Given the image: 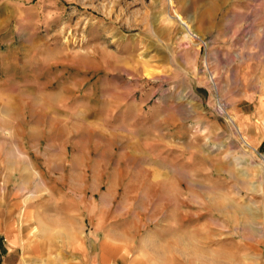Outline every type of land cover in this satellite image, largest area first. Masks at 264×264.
Returning <instances> with one entry per match:
<instances>
[{
	"label": "rangeland",
	"instance_id": "rangeland-1",
	"mask_svg": "<svg viewBox=\"0 0 264 264\" xmlns=\"http://www.w3.org/2000/svg\"><path fill=\"white\" fill-rule=\"evenodd\" d=\"M0 84L67 166L0 183V264H255L264 0H0Z\"/></svg>",
	"mask_w": 264,
	"mask_h": 264
},
{
	"label": "crops",
	"instance_id": "crops-1",
	"mask_svg": "<svg viewBox=\"0 0 264 264\" xmlns=\"http://www.w3.org/2000/svg\"><path fill=\"white\" fill-rule=\"evenodd\" d=\"M5 82L2 81L1 83ZM16 111L18 116L13 118L12 112ZM25 111L26 106L24 103L10 100L5 102L0 97V183H29L36 181L37 176L45 183L65 181L67 166L64 144H58L57 150L61 154L58 155L57 159L51 158L49 154L51 147H53L49 142L45 146L42 143H33L30 149L26 148V136L33 137L35 140H42L50 134V130L43 124H38L34 119L26 118ZM10 126L12 128H9ZM34 156L40 159H35L33 158ZM77 163L72 165L73 168L69 170V174L73 179L77 177L80 180L84 176L86 165L80 162L79 164ZM82 198H86L85 193H67L66 199L70 200L67 205L71 210L81 211L82 208L78 204V200ZM84 204L82 202L85 207ZM53 225H58L64 230L66 229L65 227H68L65 223H56L50 226L51 229L59 228H53ZM2 247L4 245L0 238V248ZM251 257L253 258V263L264 264V246L257 255Z\"/></svg>",
	"mask_w": 264,
	"mask_h": 264
},
{
	"label": "bare ground",
	"instance_id": "bare-ground-1",
	"mask_svg": "<svg viewBox=\"0 0 264 264\" xmlns=\"http://www.w3.org/2000/svg\"><path fill=\"white\" fill-rule=\"evenodd\" d=\"M186 30L188 31V33L185 35V37L186 38H188V36L189 35H192L193 33H192V29L190 28V26L187 24V26H186ZM192 38V37H191ZM182 39V38H181ZM230 121H231V123L234 125V126H236L237 128H238V126H237V122H236V119L234 118V117H230ZM239 129V128H238ZM240 131V130H239ZM245 143L247 144V145H250L249 144V142L245 139ZM156 251V250H155ZM157 254V253H156ZM159 254V253H158ZM159 255H161V253L159 254Z\"/></svg>",
	"mask_w": 264,
	"mask_h": 264
}]
</instances>
